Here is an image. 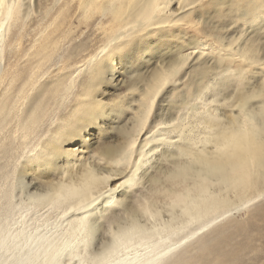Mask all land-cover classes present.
I'll list each match as a JSON object with an SVG mask.
<instances>
[{
  "label": "bare ground",
  "instance_id": "6f19581e",
  "mask_svg": "<svg viewBox=\"0 0 264 264\" xmlns=\"http://www.w3.org/2000/svg\"><path fill=\"white\" fill-rule=\"evenodd\" d=\"M200 1L0 0V183L9 181L8 199L13 198L16 186L25 190L13 208L17 217H6L0 227V264H80L99 251L94 242L98 234L103 245L111 239L109 230L120 228H136L131 238L137 244L148 242L147 247H134L126 253L122 264H264L261 210L252 213L256 219L247 224L231 219L178 251L187 237L209 227L230 207L264 194V62L253 47L232 51L233 43H222L221 30L213 23L219 21L216 14L223 16L225 0H212L207 7L216 14L207 16L211 25L206 24L208 31L205 28L202 35L214 34L218 40L216 45L210 44V56L220 62L239 53L242 67L253 68L262 82L238 88L236 109L229 108L226 119L208 109L202 117L206 135L200 140L184 132L182 123L158 122L144 132L154 99L165 85L160 81L161 69H178L169 79L172 84L190 60L193 93L209 88L204 79L217 62L210 64L203 58L206 42L203 37L189 35L183 24ZM251 4L255 17H262L264 0ZM62 15L86 21L96 36L91 49L80 42L84 55L77 66L67 70L63 60L71 50L62 47V40L74 37L68 22L67 26L56 24ZM53 24L57 27L52 28ZM162 40L166 45L156 54L157 64L147 70L145 58L143 71V61L137 58L141 46L152 48L148 52L152 53ZM116 60L129 74L134 73L127 81L128 89L139 91L138 95L131 92L135 98L125 105L123 95L107 100L101 91V84L114 76ZM219 82L216 94L227 85ZM178 101L185 103L184 99ZM126 108L130 121L117 124ZM91 128L94 132L89 136L105 129L107 133L115 131L118 137L114 141L107 138L95 152V147L86 145L90 141L85 135ZM178 128L181 136L185 135L175 146L177 151L172 153L169 146L163 151L155 174L148 177V192L133 196L132 186L139 183V172L150 161L151 152L167 141L166 134ZM167 160L171 166L166 165ZM89 170L82 186L80 178ZM29 178L35 181L37 189L32 187L36 190L30 188ZM72 188L80 192L70 195ZM106 189H111V199L100 195ZM81 193L97 199L78 212L69 211L78 208ZM41 205L53 207L60 218L39 227L38 236H34L28 215ZM115 205L120 207L118 211L112 210ZM8 209L2 211L4 215ZM163 212L168 213L167 219ZM192 225L197 227L181 238ZM66 241L72 246L65 248Z\"/></svg>",
  "mask_w": 264,
  "mask_h": 264
},
{
  "label": "rangeland",
  "instance_id": "374dc122",
  "mask_svg": "<svg viewBox=\"0 0 264 264\" xmlns=\"http://www.w3.org/2000/svg\"><path fill=\"white\" fill-rule=\"evenodd\" d=\"M211 1L212 0H201L199 3H196L195 4V7H196L195 13L191 14V16H189L188 18H185L186 20H184L183 24H184L185 30L187 31V33L189 35L198 36L199 38L203 37V40L206 42V45L203 46V47H205V49L203 51V52H205L203 55V58H206L207 60H209L210 64H214L217 61H215V59H213L210 56V50H211L210 44L216 45L218 43V40L214 34L207 33V35L206 34L202 35V31L205 30V28L207 30V28H208L207 25H211L210 22H206V21H209V19H207L208 18L207 16L212 17L213 14L214 15L216 14L215 9L211 8V10L208 11L207 7ZM252 1L253 0H225V3L222 7L223 16L216 17L217 16V14H216L214 16V18L216 20L219 18V21H217L213 24H218V26H219L218 28L221 30L222 43H223V41H224L225 45H229L230 43H233V47L231 48L232 51H235L236 48L238 49V51H240L239 49H241V51H242V50H245L249 47H253L254 49L257 50L258 59L262 60L261 62H264V18H263L264 14L262 15V17H255L256 13L254 15V11L251 8L252 7V4H251ZM228 5H229V7H228ZM230 8L231 9L233 8V10H231ZM247 8L249 9V11L250 10L251 11L250 12L248 11V13H246V14L241 13L242 11L246 12ZM73 9H74V6L72 7V10ZM258 12L259 11H257V13ZM209 14H211V15H209ZM66 17H68V16L66 15ZM66 17L64 18V16H63L61 18V16H60L55 21L57 25L63 24V26L65 24L67 26V24L69 23L73 29L72 37H74V39L69 40V38L71 37V35H70V36L66 37V39H67L66 41L62 40V43L64 44L62 47L66 48V46H67L68 48H66V49H68V51L71 50V52L69 53L70 55H68L63 60V67L65 68V70H67L68 68L69 69L73 68L74 64L76 65L77 62L82 59V57L84 55L83 53L85 50L84 49L82 50V48L79 47L80 42L84 43V45L87 46L89 49L90 47H93V45H94L93 43H95V37H96L92 33L93 31H91V29H88L86 21L81 20V19L77 18L76 16H73V18H72V16H70L73 21L71 20V18L67 19ZM72 23H73V25H72ZM57 25L53 24L52 28H55V26L57 27ZM82 31H85V34L83 36L81 35ZM83 41H85V42H83ZM165 45H166L165 40L160 41L157 45L159 47H157L152 53H148L152 48L147 49V47H145L144 45L141 46V49H140L139 53L137 54V58L141 59L140 61H143V63L141 62L142 63L141 68H143V71H144V67H145V69L149 70L150 68H152L151 66H153L155 64V62L157 64V62H158L157 60L159 58H158V56H156V54L159 53ZM243 47H246V48H243ZM238 51L236 53H238ZM86 52H88V50ZM238 56H239V53L234 56L235 58L234 57H232V58L227 57V59L225 58V60H222L223 62L218 61L216 64H214V67L212 68V70L209 74L210 76H208V78L206 77L204 79V80H207L208 83H210L211 87L209 85V88L206 89L205 92H203V93H200V92L193 93L195 90V86H194L195 83L189 84V81L191 82L190 79H192V75H193L192 74L193 67L191 65L192 61L189 60V62H187V64L182 68L180 73L177 75V77H176L177 82L175 81L176 83L175 82L172 84L167 83L164 86H162L160 92L157 94L156 98L154 99L153 107H152V110L150 113V117L148 119L146 127L144 128V132L148 129H151V128L153 129L160 122L173 123L176 125H179L182 123V125L184 126V132L186 131L187 134H193V136H194V138H196V140H200L201 138H203L206 135V129H205L206 124L204 123V121H203L204 118H202V117H204L206 114H208V112H209L208 109H210V112H212L213 114L219 116V118L221 120H224V119H226L227 114L229 113V110L231 109V107H232V109H236V106H235L236 102L235 101H236V94L238 92V88L244 86L243 84H246L247 86H253V85L255 86L259 82H262V80L259 79L258 77H256L255 73H253V68L252 69L250 68L248 71L247 69H244L242 67L244 64H242L243 62L241 61L240 56L239 57ZM145 58H146V60H148L146 62V64H144V61H146ZM120 64L121 63L118 60L113 62L112 67L114 69L113 72H114L115 77L113 76L112 79H110V80H112V82L109 80L107 83L106 82L102 83L101 84L102 85L101 91H105L103 97L107 100H109V99L112 100L113 98L117 99V98H119L118 97L119 95H121V96L123 95V97H122L123 100L122 99L121 100L124 102L125 99H127V101L124 103L122 101L121 102H122V104L125 105L126 103L130 102L129 100L132 101L135 98L134 93H135V95H138L139 91L137 89H134L135 91L134 90L130 91L128 89L127 81L129 80V77L134 75V73L132 72L131 74H129L127 72V70L123 67V65L122 64L120 65ZM143 64H144V67H143ZM228 72H230V73H228ZM51 73H52V75H55V71L52 70ZM243 73H245V74H243ZM235 74H238V75H235ZM179 75L182 77H179ZM180 78H182V79H180ZM221 80L225 81L228 86L226 85L227 87L225 86L223 89L219 90V92L216 94V87L215 86L221 85V82H219ZM202 82H204V81H202ZM229 82H230V84H229ZM189 85H190V87H189ZM185 86L186 87L188 86V87L186 88ZM234 88H235V91H234ZM187 89H188V91H187ZM229 90L232 92H230ZM131 92H134V93H132L133 95H131ZM234 92H235V95H234ZM178 96L180 99H184L185 103H181V101L179 102L178 100H180V99H177ZM201 97H202V99L203 98L204 99L203 100L200 99ZM197 100H199V101H197ZM176 102H177V104H176ZM183 108L185 110L187 109V111L185 112V110ZM127 109L128 108H126V114L124 115V117L121 119H117V124H119V123L124 124L123 122L130 121V120H128L129 109L128 110ZM207 110H208V112H207ZM198 111H199V114H198ZM186 114L187 115L189 114V116H187ZM204 124H205V126H204ZM176 125H174V126H176ZM94 128L93 129L91 128L88 132H86L87 134L85 136L88 139V141H90V142H87L88 144L86 143V145H89L91 147H95L96 148L95 152H96V150H98L100 144H102L107 138H108L107 140L114 141V140H116V137H118L115 131L107 133V132H105V129L103 131H100L99 133H97L95 136L94 135L89 136L88 133L89 134L91 132L93 133ZM102 132L105 134L103 135ZM180 132L181 131L178 128L175 131H172L170 133V135L166 134L165 138L167 141L163 142L159 147H157L154 151L151 152L150 161H148L147 164L145 165V168L146 167L147 168L146 169L143 168L139 172V177H140V174L142 173L141 174L142 176L140 177V179L138 181L139 183H136L135 184L136 186L133 185L135 187L132 186L131 193L133 196L138 197L140 194H142V193L146 194L148 192V190H149L147 187V185H149L148 177L152 174H155L156 171H154V170L157 169L156 164H157L158 157L163 153L164 150H167L168 146L171 149H173L172 153L177 151V148L175 146L178 143H180V141L182 142L181 137L183 135H185L183 133V135L181 136ZM201 144H203V143H199L198 145H201ZM91 147H90V149H91ZM166 165L171 166L170 160H167ZM166 165L164 164V166H166ZM145 170L147 171V175L143 174V172H145ZM28 181L30 183L32 181L35 182L31 178H29ZM116 181H118V179L114 180L112 182V185ZM33 182L30 184V188L32 190L35 189L33 187H36V186H34L36 184ZM8 184H9V181H8V183H5V184L0 183V187H1L0 188V227L2 224L6 223V220H5L6 217H7V219H10V220L11 219L13 220L15 217H17L16 216L17 212L14 211L15 209H13V208L16 207V205L18 204L19 200H21V197H22L21 191H22L23 187L19 188V186H16V189H15L16 192H14V194L12 195V197L14 199L13 198L8 199V197L6 195L7 189L9 187ZM32 185H33V187H32ZM36 189H37V187H36ZM23 191H25V190L23 189ZM117 197L119 198L118 195H117ZM12 201H14V202H12ZM7 203H9L11 206ZM5 207H7V208H5ZM10 207L12 210L10 209ZM6 209H8V212L6 215H4V213L2 211H5ZM52 209H53V207L48 208V205H41L37 209L32 208L30 210L28 218L31 219L30 231L34 236H38V233L40 230L39 227L45 228L51 222L59 220L58 217L60 218V215H58L57 210L54 211L55 209H53V210ZM119 209H120V207L117 205H115V207L112 208L113 211H118ZM260 210L264 212V194L262 196L256 198L253 201H248L245 204L242 203V204H240V206L236 205V206L230 207L227 214L223 215L220 219H217V221H215L216 223L214 222L209 227L204 228L201 232H199L198 234H196L193 237H190V236H189V238L187 237L188 240H187V238L185 239L184 243L181 245V247L178 251L180 252L182 249H185V248L187 249L191 244L198 241L201 237H204L205 234H207L208 232H210L214 229L221 227L222 225L226 224V222L231 220V219L241 221V223L243 225L247 224L249 221L256 219V216L255 215L251 216V214L255 213L256 211H260ZM31 211H32V213H31ZM11 212L13 214L12 216H14L12 218H10ZM54 212H56V215L54 214ZM163 213H164L163 218L167 219L168 213H165V212H163ZM3 215L5 216V218ZM8 216H9V218H8ZM51 216H52V218L53 217L54 218L52 219ZM224 217H226L225 220H223ZM55 218H57V219H55ZM34 219H35V221H34ZM51 220H53V221H51ZM150 220H152V219H150ZM196 227H197V225H192L191 228L189 227L187 230L182 232L181 238L184 235L185 236L189 235L191 233V231L193 229H195ZM254 233H255V231H254ZM94 242H95V240H94ZM74 264H78V263L76 262Z\"/></svg>",
  "mask_w": 264,
  "mask_h": 264
},
{
  "label": "snow or ice",
  "instance_id": "6c2138e0",
  "mask_svg": "<svg viewBox=\"0 0 264 264\" xmlns=\"http://www.w3.org/2000/svg\"><path fill=\"white\" fill-rule=\"evenodd\" d=\"M178 71L177 68H172L170 70L161 69L160 71V81L162 84H167L171 76ZM264 135V133H261ZM90 174L86 172L84 177L80 178L81 185L83 186L86 182V177ZM69 194L80 192L79 189L72 188L69 189ZM111 192V189H106L105 192L101 193V196H105L108 199H111V196L108 193ZM122 194V193H119ZM81 201L78 208H70L71 212H78L79 208H86L89 204H92L97 197L95 196H87L86 193H81L78 197ZM137 232L136 228H120L119 231L109 230L108 235L110 236V241H105L103 245L100 244L99 234L95 240L96 246L99 248V251L96 252L93 256L87 258L86 260H82L80 264H122V258L126 253H130L133 248H144L148 246V242L145 240H140L139 244L132 239V234ZM72 246L71 241H66L64 244L65 248H69Z\"/></svg>",
  "mask_w": 264,
  "mask_h": 264
}]
</instances>
